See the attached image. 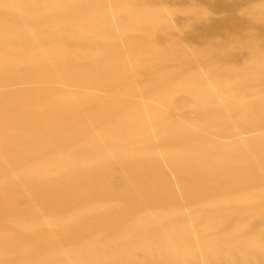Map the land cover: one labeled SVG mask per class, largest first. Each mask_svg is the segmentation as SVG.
<instances>
[{
    "label": "bare ground",
    "instance_id": "6f19581e",
    "mask_svg": "<svg viewBox=\"0 0 264 264\" xmlns=\"http://www.w3.org/2000/svg\"><path fill=\"white\" fill-rule=\"evenodd\" d=\"M203 9L0 0V264H264V27Z\"/></svg>",
    "mask_w": 264,
    "mask_h": 264
},
{
    "label": "rangeland",
    "instance_id": "374dc122",
    "mask_svg": "<svg viewBox=\"0 0 264 264\" xmlns=\"http://www.w3.org/2000/svg\"><path fill=\"white\" fill-rule=\"evenodd\" d=\"M180 1L183 4H188L189 2L196 5L197 7L204 8L203 10L206 12L208 21L212 23V26L209 28V25L202 22H195L194 26L195 31L188 32L179 36L177 33L172 34L169 37L174 39H180L194 48H201L204 49L206 44L216 42L218 44L229 42L231 44H236L237 40L240 38V32L243 28H245L248 32L255 31V24L261 23L262 27H264V16H261L260 20L256 23H253L251 20H246L242 14L246 12L245 9V2L242 0H234L232 4L230 3L229 6L220 5L214 6V0H209L205 2L204 0H162L163 3H172ZM220 2H226L217 0ZM255 1V0H250ZM263 1V0H258ZM179 3V2H177ZM205 6V7H204ZM176 23V26L183 27L186 26L191 22H188L187 18L184 14H176L172 18ZM162 34H157V38L160 42L165 40V36H161ZM178 35V37H174ZM261 45L264 47V32L258 33ZM257 37V39H259ZM208 56V55H207ZM210 58V57H209ZM237 66L240 65V61L236 60L233 62ZM5 101V100H4ZM206 109L205 107L201 106L199 111L195 114L199 118H203L205 116ZM10 201V200H9ZM8 201V202H9ZM36 202L39 201L38 199L35 200Z\"/></svg>",
    "mask_w": 264,
    "mask_h": 264
}]
</instances>
